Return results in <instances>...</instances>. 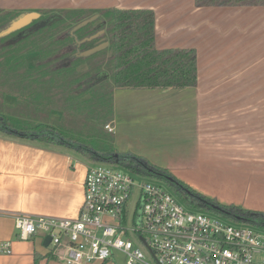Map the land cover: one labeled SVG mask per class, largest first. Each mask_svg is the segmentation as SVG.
Listing matches in <instances>:
<instances>
[{
  "label": "crops",
  "instance_id": "obj_1",
  "mask_svg": "<svg viewBox=\"0 0 264 264\" xmlns=\"http://www.w3.org/2000/svg\"><path fill=\"white\" fill-rule=\"evenodd\" d=\"M0 9L40 15L65 9L152 10L157 49L195 50L196 85L114 89L110 124L117 147L125 149L127 140L138 155L193 190L221 204L264 213V6L198 7L194 0H0ZM4 21L5 16L0 25ZM25 59L33 66L27 55ZM17 106L14 95L0 96V111L14 112ZM54 111L61 115L57 120L51 119ZM48 119L59 122L62 112L52 109ZM88 164L70 149L0 133V240L12 241V253L0 254V264H66L51 243L45 245L46 234L18 239L14 215L76 218ZM116 252L90 264H121Z\"/></svg>",
  "mask_w": 264,
  "mask_h": 264
},
{
  "label": "trees",
  "instance_id": "obj_2",
  "mask_svg": "<svg viewBox=\"0 0 264 264\" xmlns=\"http://www.w3.org/2000/svg\"><path fill=\"white\" fill-rule=\"evenodd\" d=\"M194 4L198 7L264 6V0H194ZM59 12L62 18L51 25L31 28L44 19L40 18L20 29L0 34V96L10 93L17 99L16 108H28L26 114L0 111V133L44 146L67 147L89 163H111L140 176L161 180L191 210L264 229L263 212L221 204L193 190L168 169L147 158L118 151L113 145V132L105 128L113 119L114 89L195 86V50L157 49L154 45L155 17L150 9H65ZM96 13L98 19L103 20L101 25L90 22L70 33L73 26ZM22 14L18 10L0 9V18L5 16L8 24ZM8 24L0 25V33ZM104 28L111 51L106 62L97 60L102 52L78 56L77 51L95 46L105 36L80 44L76 39L81 40ZM57 29H63L62 34H58ZM30 51L38 52L31 67L25 59ZM92 60L95 64H91ZM82 63L88 66L78 72L76 68ZM104 67L108 79L96 76ZM57 90L61 92L56 93ZM85 93H89V97L81 99ZM55 94L60 96V103L56 102ZM52 109L62 112L61 121H55L57 125L49 123L48 114ZM79 118L82 120L77 125L75 121Z\"/></svg>",
  "mask_w": 264,
  "mask_h": 264
},
{
  "label": "built area",
  "instance_id": "obj_3",
  "mask_svg": "<svg viewBox=\"0 0 264 264\" xmlns=\"http://www.w3.org/2000/svg\"><path fill=\"white\" fill-rule=\"evenodd\" d=\"M105 128L114 130L110 123ZM83 190L76 218L15 214L18 239L51 235L55 255L66 264L104 262L114 251L125 264H264L263 228L191 210L162 185L118 166L88 164ZM10 253L12 241L0 240V254Z\"/></svg>",
  "mask_w": 264,
  "mask_h": 264
},
{
  "label": "rangeland",
  "instance_id": "obj_4",
  "mask_svg": "<svg viewBox=\"0 0 264 264\" xmlns=\"http://www.w3.org/2000/svg\"><path fill=\"white\" fill-rule=\"evenodd\" d=\"M53 13H56V12H54V11H52L51 10V12H50V10H47V11H44V12H42L41 13V15L38 17V18H36V19H34L33 21H35V20H39L40 18H46V17H49L50 15H52ZM59 14H61L60 12H58ZM98 17H99V15H98ZM62 18V17H61ZM60 18V19H61ZM59 19V20H60ZM1 20H4V19H1ZM102 19L101 18H99V19H97V20H95L94 22H93V24H95L96 26H98V25H100V24H102L103 23V20L101 21ZM58 21V20H57ZM57 21H55V22H57ZM32 22V21H31ZM4 23H6V24H8V22H6V21H4ZM10 24V23H9ZM9 24H8V26H9ZM7 26V27H8ZM60 28V27H59ZM104 30V32L102 33V34H100L99 36H98V38L99 37H101V36H105V38H107V36L106 35H104L105 33H106V28H104L103 29ZM62 32H63V29L62 30H59V29H57V33L59 34H62ZM56 33V34H57ZM60 36V35H59ZM56 37H58V35H56ZM97 38V37H96ZM98 52H102V56L101 57H99L97 60H99V61H103L104 63L106 62V57H108L109 56V54H110V47H109V44H108V46H106L104 49H102V50H100V51H98ZM27 61L28 62H30L29 64H31V65H34V63H35V61L37 60V58H38V54L35 52V51H30V52H28L27 54ZM91 62V64H95V62H94V60H92V61H90ZM101 64H103V63H101ZM104 65V64H103ZM102 65V66H103ZM87 66H88V64L87 63H82V64H80V65H78L77 66V68H76V70L78 71V72H81V71H83V70H86V68H87ZM97 77H99V78H106V79H108V72H107V70H105V67H104V71H102V72H99L97 75H96ZM103 81V80H102ZM59 92H61V91H56V93H59ZM88 94L89 93H85V94H83L82 96H81V99H83V98H85V97H87L88 96ZM55 99H56V102L58 103H60V96L58 95V94H55ZM2 111H4V110H2ZM15 112H21V113H24V111H25V109L24 108H21V106H19L17 109H15L14 110ZM14 112V113H15ZM10 113H12V112H10ZM29 113H32L31 111H30V109H29ZM111 113H112V110H111ZM61 117V115H60V113L59 112H57V111H54V112H52V115H51V119H55V120H57V119H59ZM82 119L81 118H79V119H77L75 122H76V124L78 125L79 124V121H81ZM66 121V120H65ZM49 123L50 124H54V125H57V123H55V122H53L52 123V121H50L49 120ZM64 123V122H63ZM113 136H114V142H113V145H114V147L118 150V151H120V152H131V153H135V154H137V149H136V146L134 145V144H131V145H128L127 144V140H125L124 142H123V144H124V146H125V149H123V150H121L119 147H117L118 146V138L116 137V135L115 134H113ZM116 142H118L117 144H116ZM63 148H65V147H63ZM67 148V147H66ZM67 149H70V148H67ZM71 151H73L75 154L77 153V152H75L74 150H71ZM82 158V157H81ZM89 162V161H88ZM90 164V163H89ZM109 165H114V164H111V163H108ZM116 166V165H115ZM119 167V166H118ZM119 168H121V167H119ZM121 169H123V168H121ZM123 170H125V169H123ZM125 171H127V170H125ZM128 172H130V171H128ZM133 176H135L136 178H138V179H147V180H150V181H153V182H155V183H158V184H160V185H162L163 187H165L170 193H172L174 196H176L175 195V193H174V190L170 187V186H168L165 182H163V181H161V180H158V179H153V178H148V177H144V176H140V175H138V174H135V173H133V172H130ZM177 198V197H176ZM178 199V198H177ZM179 200V199H178ZM180 201V200H179ZM181 202V201H180ZM133 203H134V197L133 198H131V200H130V202H129V210L131 211V207L133 206ZM182 203V202H181ZM183 204V203H182ZM184 205V204H183ZM185 206V205H184ZM197 211V210H196ZM206 213H208V212H206ZM209 214H211V215H216V214H212V213H209ZM216 216H219V215H216ZM219 217H221V216H219ZM227 221H229V220H227ZM230 223H233V224H235V225H241V223H234V222H231V221H229ZM243 225V224H242ZM134 242H135V245H137V246H139L142 250H143V252H144V254H145V259L148 261V262H150V263H154V261H153V258H152V256L149 254V252H148V250L140 243H138L136 240H134ZM115 257H116V259H117V261L119 262V263H121V264H125V256H123L121 253H119V252H116L115 253Z\"/></svg>",
  "mask_w": 264,
  "mask_h": 264
},
{
  "label": "water",
  "instance_id": "obj_5",
  "mask_svg": "<svg viewBox=\"0 0 264 264\" xmlns=\"http://www.w3.org/2000/svg\"><path fill=\"white\" fill-rule=\"evenodd\" d=\"M39 16L40 15L37 12L23 13L22 15L18 16L14 20H12L10 22L9 26L6 27L0 34H6V33L11 32L13 30L20 29V28L30 24L31 21H33L34 19L38 18ZM60 18H61V14H59L58 12L53 13L49 17H46V18L36 22L34 25H32L31 28H38V27H41V26L51 25L55 21L59 20ZM97 19H98V14L97 13L93 14L92 16L80 21L75 26H73L71 28V30H70V33L72 34L77 29L81 28L82 26H84V25H86V24H88L90 22H94ZM103 32H104V30L100 29L97 32H95L94 34H92V35H90L88 37H85V38H83L81 40L76 39V43L80 44L81 42L94 39V38L98 37L100 34H102ZM108 44H109L108 40H106L105 37H102V38H100V42L97 43L95 46H93L91 48H88L86 50L77 51L76 54L78 56H89V55H92V54L104 49L106 46H108ZM50 242H51V235H46L45 241H44L45 245H48Z\"/></svg>",
  "mask_w": 264,
  "mask_h": 264
}]
</instances>
